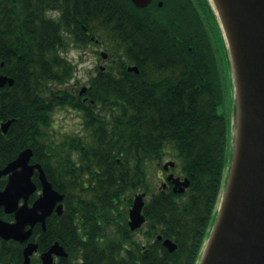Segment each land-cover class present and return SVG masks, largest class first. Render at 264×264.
I'll list each match as a JSON object with an SVG mask.
<instances>
[{"label":"trees","instance_id":"1","mask_svg":"<svg viewBox=\"0 0 264 264\" xmlns=\"http://www.w3.org/2000/svg\"><path fill=\"white\" fill-rule=\"evenodd\" d=\"M163 1L146 25L121 15L114 0L91 10L99 16L88 29L111 41L114 62L126 74L107 81L100 75L104 81L99 77L88 90L94 103H85L68 85L76 66L66 40L55 42L63 36L47 14L55 0H0V74L15 80L0 88V117L15 119L1 166L30 146L33 160L65 192L64 213L49 218L39 240L41 250L59 240L68 264H197L209 235L228 162L230 122L220 110L227 89L199 0ZM130 4L142 17L146 9ZM69 18L61 23L80 25L76 15ZM127 64L140 72H127ZM66 107L83 112L86 133L54 145L46 130L56 109ZM168 153L191 180L183 194L150 181L149 165L159 166ZM139 191L150 195L147 221L132 231L129 208ZM165 238L177 243L175 251Z\"/></svg>","mask_w":264,"mask_h":264},{"label":"water","instance_id":"2","mask_svg":"<svg viewBox=\"0 0 264 264\" xmlns=\"http://www.w3.org/2000/svg\"><path fill=\"white\" fill-rule=\"evenodd\" d=\"M146 6L151 0H133ZM220 21L232 64L235 86L234 148L226 171L214 222L197 264H264V0H211ZM107 54L104 53V56ZM131 69H137L136 66ZM14 79L0 75V86ZM86 88H83L85 91ZM12 120L3 124L4 130ZM32 148L23 149L3 170L12 172L5 189L0 190V235L20 241L28 239L36 221L46 229V217L65 194L55 189L40 163L31 164ZM175 161L164 164L165 169ZM43 184L41 196L29 206L27 200L37 189L33 180L35 170ZM168 180L174 191L182 193L190 185L173 173ZM166 185V184H165ZM144 193L137 194L130 209L129 225L135 230L143 225ZM25 201L21 205L20 199ZM15 213L14 222L1 217V206ZM63 213V203L57 206ZM30 226L28 229L27 226ZM162 237L159 236V239ZM163 244L174 251L177 244L165 239ZM37 244L25 248V264ZM67 255L64 247L55 242L42 254L46 264L53 261V253ZM87 264V263H83Z\"/></svg>","mask_w":264,"mask_h":264},{"label":"flooded vegetation","instance_id":"3","mask_svg":"<svg viewBox=\"0 0 264 264\" xmlns=\"http://www.w3.org/2000/svg\"><path fill=\"white\" fill-rule=\"evenodd\" d=\"M8 2H11V0H7ZM27 1V0H23ZM112 1V0H110ZM133 3V0H114L118 6V11H120L121 15H124L125 17L128 18H134L139 20L143 25H146V19L147 16H152L151 11L155 7V5L163 6L164 1L163 0H151L150 3H148L146 6H138L134 5L137 8L140 9H146L142 13V17L140 14L135 13L131 11V4ZM109 0H55V6L52 11V17L55 19V33L58 34L60 31L62 32L61 37H56L55 42L57 45L60 44V39L64 42L66 40V43H70L75 45L78 49H82L84 53L89 54V48H91L92 44L94 43L95 47L93 51L98 53L100 55V58H96L94 61V64L87 66V73H86V78L83 80V82L86 83V85L89 86L91 85L92 81H96L100 75H104L106 77V81L108 79V76L113 77L114 79H122L124 75L126 74L124 71H121L122 68L120 62H114L116 64L115 70L111 72V65L113 64L112 62V57L111 54L108 55V57H103L102 51H107V42L106 39H102L100 37L95 38L93 35H91V31L88 30L87 25H89L88 21L94 16L97 18L99 16L98 13H93L91 14V10H99L103 9L104 6L106 7L107 3ZM115 5V4H114ZM116 6V5H115ZM151 7V8H149ZM149 8V9H148ZM50 11V10H49ZM103 14V13H100ZM72 15H76L79 18V21H81L80 25L74 24L73 21H70L68 24L63 25L61 22L63 20H71L69 17H72ZM104 16V15H102ZM62 24V28H60V25ZM82 25V27H80ZM124 25V24H123ZM131 27V26H130ZM124 30H127L126 28ZM79 37V41L76 42V37ZM77 43V44H75ZM77 45V46H76ZM13 48H18L17 46H10L9 49ZM19 49H22L21 47ZM114 50V49H113ZM113 50H111L113 52ZM122 52H124L122 50ZM122 56H126L125 53H121ZM129 65L127 66L128 69ZM86 68H83L81 71H85ZM126 69V68H125ZM130 72H137V71H132L129 70ZM138 73V72H137ZM101 78V77H100ZM102 81H104L101 78ZM81 89L79 90V95L83 99L85 103H88V99L86 97V94L88 92V89L86 92L81 93ZM0 109H1V103H0ZM11 118H6L4 119L3 117H0V171L3 170L12 160H14L20 152L10 161L6 162L3 166H1V163L4 160V157L6 153L9 150V146L11 144L10 140L8 139V133L9 129L11 127V124L7 127L6 130H4L3 124L9 121ZM31 164L39 163L38 161H34L33 159L30 161ZM12 172H8L5 174H2L0 176V190L5 189L10 175ZM39 170L36 169L34 174H33V180L35 181L37 185V189L29 196L27 202L29 206H32L33 203L41 196L43 192V184L41 183ZM185 176H182L184 178ZM49 179V177H48ZM165 180H167V177H165ZM52 182L54 188L55 185L53 181L50 179ZM170 182H168V186H170ZM172 186V185H171ZM57 189V188H56ZM25 199L21 198L20 199V204L22 205L24 203ZM61 203V201H58L56 204L55 209L46 217V224L49 220V218H54L55 221H58V216L62 215L65 210V201L62 200L63 203V213L60 214L58 212L57 206ZM1 217L5 221L9 222H14L16 220L15 218V213L13 212H6L5 211V206H1ZM30 226L28 225L26 228L28 229ZM47 229H44L42 221H36L35 225L33 227V232L32 235L24 240L20 241L14 238L7 239L3 236L0 235V264H25V248L29 243H36L37 244V249L32 253L30 257V264H46L44 259L42 258V254L46 252L47 250L50 249V247L57 241L59 240H54L49 244V246L41 250L40 249V237L43 232H45ZM60 244V242H59ZM61 245V244H60ZM64 246V245H63ZM64 249L66 251V248L64 246ZM67 257V255H59L58 253L54 252L53 253V261L51 264H68L69 262H66L63 258ZM85 261L84 260H77L76 262L73 261L72 264H83Z\"/></svg>","mask_w":264,"mask_h":264},{"label":"rangeland","instance_id":"4","mask_svg":"<svg viewBox=\"0 0 264 264\" xmlns=\"http://www.w3.org/2000/svg\"><path fill=\"white\" fill-rule=\"evenodd\" d=\"M198 2V0H197ZM199 7L201 14L205 20V23L207 25L208 31L210 32V37L212 40V43L215 44L218 59L222 66V72L224 77V83L225 87L227 89V100L225 102L224 107H221L220 110L228 117V120L230 122L229 125V135H228V162H227V169L230 165L231 158H232V152L234 148V130H235V111H236V99H235V86H234V78H233V70L231 61L229 58V53L226 48V42L223 36L222 28L219 23L218 17L215 14V11L213 8H210V6L204 2V0H199ZM54 11H52L53 13ZM95 45L92 44L91 48H89V54H86L83 52L82 49H78L72 45L67 50V57L68 58H77V56L80 58V61L82 62L81 69L86 66L85 71H78L77 78H80L83 83V80L86 78L87 73V66H90L94 64V61L96 58H100V55L93 51ZM82 56V58H81ZM76 82H72L69 87L73 86L74 88L82 87V83L75 84ZM54 123L53 125L47 129L46 137H48L49 142H52V144L55 145L56 143L62 142L66 139V136H72L76 133H80L84 135L86 133V129L83 126V115L80 111L75 110L71 107L67 108H57L53 115ZM169 159H175L172 153H168L165 157V160ZM161 165L157 166L154 163H151L148 167V174L150 181L154 184L156 188H159L163 182V176L165 175L162 172V168H160ZM228 171V170H226ZM175 173L179 175H183L179 168L175 171ZM227 172H225L226 175ZM149 198V195L147 196V199Z\"/></svg>","mask_w":264,"mask_h":264}]
</instances>
